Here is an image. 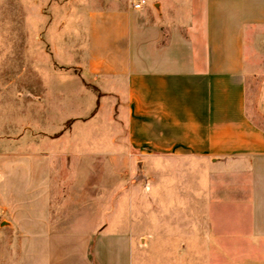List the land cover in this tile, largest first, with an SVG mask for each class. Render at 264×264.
<instances>
[{
  "label": "crops",
  "instance_id": "crops-1",
  "mask_svg": "<svg viewBox=\"0 0 264 264\" xmlns=\"http://www.w3.org/2000/svg\"><path fill=\"white\" fill-rule=\"evenodd\" d=\"M132 1H91L66 67L97 97L113 152L0 157V264H136L127 157L240 175L264 225V0Z\"/></svg>",
  "mask_w": 264,
  "mask_h": 264
},
{
  "label": "rangeland",
  "instance_id": "rangeland-1",
  "mask_svg": "<svg viewBox=\"0 0 264 264\" xmlns=\"http://www.w3.org/2000/svg\"><path fill=\"white\" fill-rule=\"evenodd\" d=\"M91 1L0 0V157L113 152L97 97L66 69L83 48ZM127 159L116 170L137 194L136 264H264V225L240 175L176 165L164 174L145 156Z\"/></svg>",
  "mask_w": 264,
  "mask_h": 264
},
{
  "label": "built area",
  "instance_id": "built-area-1",
  "mask_svg": "<svg viewBox=\"0 0 264 264\" xmlns=\"http://www.w3.org/2000/svg\"><path fill=\"white\" fill-rule=\"evenodd\" d=\"M144 4H145V0H133L131 2V5H132L133 9H135V10L141 9L142 5H144Z\"/></svg>",
  "mask_w": 264,
  "mask_h": 264
}]
</instances>
